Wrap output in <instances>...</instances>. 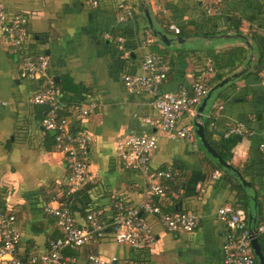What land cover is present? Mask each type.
<instances>
[{
    "label": "crops",
    "instance_id": "0c3cea01",
    "mask_svg": "<svg viewBox=\"0 0 264 264\" xmlns=\"http://www.w3.org/2000/svg\"><path fill=\"white\" fill-rule=\"evenodd\" d=\"M90 1L0 0L9 15L26 19L25 46L29 53L49 58L47 74L61 91L95 105L80 124L91 138L89 181L71 202L72 216L82 227L86 212L93 208L109 212L117 203L134 208L152 199L164 212L193 214L198 225L192 234H171L156 218L145 216L155 234L151 248L133 249L108 236L76 251L80 264L93 254L115 259L116 264H224L222 246L228 230L216 211L237 205L236 187L245 188L241 193L249 197L254 225L264 219V160L260 152L264 145V74L254 67L259 52L250 38L247 44L241 38L249 33L264 37V0H99L96 6ZM142 5L149 11L154 30L170 42L168 46L145 29ZM123 8H129L132 17L120 22ZM207 8L216 12L207 14ZM233 19L241 22L243 35L236 33ZM166 23L177 28L198 24L204 26L207 36L181 38L167 31ZM177 38L182 42H176ZM235 48H249L247 59L242 64L237 57L221 62L223 58L218 56ZM147 53L167 60L163 90L171 94L182 87L190 89L198 71L195 58L207 65L201 76H208L211 70L208 81L215 74H228L224 80L250 66L246 72L250 74L213 94L200 119L197 110L201 104L194 115L180 117L179 127L192 128L189 141L158 133L150 174L171 167L174 176L165 194L155 198L150 196L148 177L127 168L118 152L129 136L156 132L142 123L144 118L157 116L151 98L128 92L122 83L123 75L139 72ZM43 83L20 78L16 52L0 32V209L15 218L20 234L17 255L23 261L45 253L47 240L61 237L44 209L60 203L58 197L67 189L64 158L56 146L47 143L52 134L41 126L45 107L32 103ZM195 122L245 185L203 149ZM234 123L243 125L244 137L229 133ZM215 172L220 176L213 180ZM158 183L162 186L165 182L160 179Z\"/></svg>",
    "mask_w": 264,
    "mask_h": 264
},
{
    "label": "built area",
    "instance_id": "2783aa9c",
    "mask_svg": "<svg viewBox=\"0 0 264 264\" xmlns=\"http://www.w3.org/2000/svg\"><path fill=\"white\" fill-rule=\"evenodd\" d=\"M90 2L96 6L99 0ZM207 11L216 12L211 8H207ZM131 17V10L123 8L119 21L124 22ZM26 25L27 21L23 16L9 15L0 4V32L16 52L20 78L26 82L45 78L43 85L34 93L32 103L46 107L41 126L45 132L52 134L56 149L64 158L67 195H71L80 191L89 181L88 148L91 143L86 131L75 129L74 123L89 117L95 105L82 103L65 108L61 104L62 91L47 74L49 58L44 55L30 57L25 52L28 38ZM169 29L174 34L179 33L176 26L172 25ZM118 41L121 42V39ZM168 71L167 62L154 53H147L140 63L138 73L125 74L122 77L124 88L136 96H149L150 105L157 113L154 119H142L143 124L154 127L156 132L131 135L118 147L123 164L148 177L151 198L164 193L163 187L158 183L160 179L168 182L172 181L174 176L171 167L156 175L150 174L149 161L157 144L158 133L189 141L192 128L179 127V119L183 114L194 115L196 108L209 92L207 78L211 74L210 69L208 76L202 75L199 79H194L190 89L182 87L176 94L159 93L160 85L167 80ZM62 113L64 114L61 115ZM229 133L239 137L246 135L243 125L239 123H234ZM260 152L264 160V145L260 146ZM219 176V173L215 172L212 179ZM44 212L51 217L61 237L47 240L45 253L31 255L23 261L17 255L20 234L15 227V218L0 209V264H79L76 256L66 255L65 252H76L104 238L106 234L119 245L133 249L151 248L155 243V234L145 216L156 217L162 229L171 234H192L198 225V220L193 214L179 211L165 213L152 199L143 201L134 208L117 203L108 218H102L101 211H91L86 214L85 225L82 227L76 224L67 202L48 205ZM216 216L228 230L222 246L224 264H255L251 242L257 235L264 234V219L255 230H251L247 215L242 209L223 206L217 209ZM115 261L93 254L87 257L84 264H116Z\"/></svg>",
    "mask_w": 264,
    "mask_h": 264
},
{
    "label": "trees",
    "instance_id": "16d2710c",
    "mask_svg": "<svg viewBox=\"0 0 264 264\" xmlns=\"http://www.w3.org/2000/svg\"><path fill=\"white\" fill-rule=\"evenodd\" d=\"M216 10V9H215ZM206 12L208 14V11L206 9ZM233 26H234V29L236 31L237 34L239 35H243V33L241 32V22L237 19H233V22H232ZM170 24L169 23H166L165 24V29L168 31V29L170 28L169 26ZM191 27L189 25H186L184 27H179V33L178 34H174L176 36H179L181 38H191V37H198V36H203V37H206L207 34L203 33L204 31V26H200L198 24H190ZM191 28V29H190ZM148 33L150 32H153L152 30H150L149 28H145ZM248 37H241L242 40L245 41V44H247V40L250 38L251 40V43L253 44V47L256 48V50L259 52L258 53V57H257V60L255 62V70H259L260 69V75H263L264 74V37H256L254 34L252 33H249V35H247ZM249 49V48H248ZM247 48H235V49H232V50H229L227 52H225L223 55H220L218 56L219 59H222L221 62H224L225 60H228V59H231V58H234V57H237L238 58V61L240 64H242L246 59H247V56L249 54V50ZM250 49H252V45L250 46ZM25 52L27 53L28 56L30 57H34V56H37L36 54H33V53H29V50L27 49V46H25ZM209 56V53L207 54ZM161 59H163L165 62H167V60L162 56V55H158ZM206 57V56H205ZM211 57V60L212 62L214 61V58L212 56H209ZM195 64H197V69L198 71L196 72V74L194 75V79H199L200 76H201V73L205 72L206 69H207V65H205L206 63L205 62H201L199 60H197L196 58L193 59ZM235 71V70H234ZM248 74H250V71L248 73H245L241 76L242 77H245L247 76ZM168 75V74H167ZM225 76H228V74L224 75H218V74H215V78H212L211 80L208 81V87H209V90L211 88H213L215 85H217L218 83H220L223 78ZM258 76V74H257ZM259 80H261L262 78H259L257 77ZM38 82H42V80L40 79ZM163 86H164V83L160 85L159 87V93H165L166 91L163 90ZM67 94L65 92L62 91V95H61V99H60V102L61 104L66 108V107H70V106H76V105H80L82 103H85V101L81 100V99H77L76 97H69V96H66ZM45 107V106H44ZM45 110H46V107H45ZM64 113H62L61 115H63ZM82 124V121L81 122H75L74 123V126H75V129H80V130H83V128L81 127ZM47 143L51 146V147H55V142H54V137L52 135H49V137L47 138ZM51 149V148H50ZM48 148V150H50ZM221 169V167H219ZM139 173V172H138ZM171 182L173 181H168V182H165V183H162V187L164 188V190H166V186H168V184H170ZM245 188H243V186H238L236 187V193L238 194V198H237V201H236V204L235 206H233L232 208H235V209H242L246 215H247V220H248V223H249V228L251 230H255L257 225H254L253 223V218L249 219V217H251V213H250V200H249V197L246 196L245 194L243 195V192L241 193V191H243ZM81 191V190H80ZM76 192L74 194H71V195H67V189H65V193H61L58 197V201H61V203L63 202H67L68 203V207L72 213V200L76 197V195L80 192ZM165 194V191L163 193V195ZM162 195V196H163ZM114 206V205H113ZM113 206H112V210L109 211V212H105L103 210H99V209H91L89 210L88 212H86V214H88L89 212L91 211H101V217L102 218H108L111 216V214L113 213ZM259 209V208H258ZM260 210V209H259ZM164 212V211H163ZM173 211H166L165 213H172ZM85 214V216H86ZM154 217V216H152ZM156 218V217H154ZM110 235L106 234L104 237H108ZM256 240L258 242V246H259V250L261 252V254L263 255L264 257V234L262 235H257L256 236ZM66 255H70V256H76L78 258V255L76 254V252L74 251H66L65 252ZM253 256H254V253H253ZM255 258V256H254ZM79 264H80V261H79ZM255 264H258L257 262V259L255 258Z\"/></svg>",
    "mask_w": 264,
    "mask_h": 264
},
{
    "label": "water",
    "instance_id": "95a60500",
    "mask_svg": "<svg viewBox=\"0 0 264 264\" xmlns=\"http://www.w3.org/2000/svg\"><path fill=\"white\" fill-rule=\"evenodd\" d=\"M142 11H143V15L147 21V25L148 28L150 30H152L153 35L164 45H169L170 42L167 40V38L162 35L160 32L154 30V26H153V22L152 19L150 17L149 11L148 9L142 5ZM178 43H181L182 40L177 38ZM250 64V63H249ZM250 68V66H247L246 68H244L243 70H241L240 72L233 74L232 76H229L227 78H225L224 80H222L220 83H218L217 85H215L213 88H211L209 90V92L207 93L206 97L203 99L201 105L199 106L198 110H197V117H199V119L202 117V115L204 114V112L207 110V108L209 107L210 103L212 102V96L215 92H218L219 90H221L224 86H226L227 84L233 82L234 80L240 78L243 74H245L248 69ZM42 80H45V78L43 77ZM194 128H195V134L197 135V137L199 138L201 145L203 147V149L212 157L214 158L218 164L223 167L226 170H230L233 174H235L236 178L243 184L245 185L246 182L244 181L243 177L230 165H228L225 161H223L220 156L213 150V148L210 146V144L208 143L204 133H203V128L201 125L197 124L196 122L194 123ZM226 183H228V179H225ZM249 219H251V217H249ZM251 247H252V251L254 253L255 258L257 259L258 264H264V257L261 254L260 250H259V246H258V242L256 240V238H254L251 242Z\"/></svg>",
    "mask_w": 264,
    "mask_h": 264
}]
</instances>
